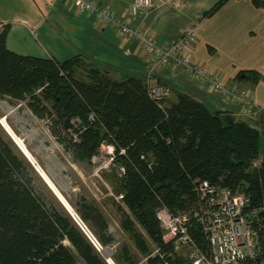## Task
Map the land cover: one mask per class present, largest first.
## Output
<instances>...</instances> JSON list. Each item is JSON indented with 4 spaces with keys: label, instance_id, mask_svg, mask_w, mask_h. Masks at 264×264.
Masks as SVG:
<instances>
[{
    "label": "trees",
    "instance_id": "obj_1",
    "mask_svg": "<svg viewBox=\"0 0 264 264\" xmlns=\"http://www.w3.org/2000/svg\"><path fill=\"white\" fill-rule=\"evenodd\" d=\"M227 1L221 0L207 15ZM250 1L264 8V0ZM10 29L0 23V95L29 99V107L41 118L48 113L59 125L51 133L79 158L91 161L105 142L114 148L115 170L121 173L117 193L163 255L151 257L149 246L133 233L148 255L147 264H192L174 253V243H165L157 213L162 208L173 215L198 209L195 190L200 181L239 189L253 208L264 209V124L256 128L230 113L212 111L186 92L176 91L175 103L170 96L158 101L151 96L152 87L163 86L170 95L171 90L161 81L152 85V74H124L119 79L81 54L65 61L17 54L7 46ZM256 73L241 75L248 79ZM77 214L103 246L109 244V223L96 204L85 201ZM124 216L129 230L131 218ZM190 233L206 249L197 220H192ZM259 234L264 246V225ZM80 261L108 264L71 215L41 187L32 165L0 136V264ZM244 264L264 262L260 258Z\"/></svg>",
    "mask_w": 264,
    "mask_h": 264
},
{
    "label": "crops",
    "instance_id": "obj_2",
    "mask_svg": "<svg viewBox=\"0 0 264 264\" xmlns=\"http://www.w3.org/2000/svg\"><path fill=\"white\" fill-rule=\"evenodd\" d=\"M95 1L111 8L117 17L129 18L134 0ZM220 1L173 0L144 10L131 27L137 33L148 31L153 36L158 47L153 52L145 51L138 37H125L115 27L62 1L0 0V23L10 25L7 46L17 54L58 61L81 54L119 79L124 74L145 77L151 72V84L165 83L171 90L172 103L177 101L176 91L186 92L212 111L230 113L259 128L264 124V8L250 0H228L207 15ZM192 27L196 28L197 39L187 53L204 76L158 65L162 50ZM34 36L43 43L36 44ZM24 39L29 43L25 44ZM249 71L257 73L244 79L241 74ZM207 76L217 78L238 94L246 92L253 106L213 93ZM4 120L18 137L8 123L9 117Z\"/></svg>",
    "mask_w": 264,
    "mask_h": 264
},
{
    "label": "built area",
    "instance_id": "obj_3",
    "mask_svg": "<svg viewBox=\"0 0 264 264\" xmlns=\"http://www.w3.org/2000/svg\"><path fill=\"white\" fill-rule=\"evenodd\" d=\"M55 1L76 7L83 14L93 15L100 23L115 27L125 37H138L143 49L153 52L158 48L153 36L148 31L135 32L131 27L132 22L144 10L170 4L173 0H134L129 18L117 17L111 8L95 0ZM196 39L195 27L184 30L178 40L162 50L158 65L184 68L204 76L187 53ZM207 83L213 93L246 102V92L238 94L237 90L226 88L215 77L207 76ZM150 93L158 101L170 96V91L159 85L152 87ZM74 138L77 140L76 136ZM195 191L200 199L198 209L177 215L166 208L158 211V219L166 235L164 240L174 243L178 254L188 258L192 264H244L247 260L260 258L264 262V246L259 234V228L264 225V209L253 208L249 197L239 189L222 188L208 181H200ZM192 220H197L203 230L206 249H201L190 233ZM98 246L102 247L100 243Z\"/></svg>",
    "mask_w": 264,
    "mask_h": 264
},
{
    "label": "rangeland",
    "instance_id": "obj_4",
    "mask_svg": "<svg viewBox=\"0 0 264 264\" xmlns=\"http://www.w3.org/2000/svg\"><path fill=\"white\" fill-rule=\"evenodd\" d=\"M32 39L36 44H38L37 41H40L39 38L36 39L35 36L32 37ZM24 42L25 44L29 43H27L25 39ZM40 42L43 43L42 41ZM10 47L12 46L10 45ZM29 103V99L26 101H17L13 98L0 95V136L7 141H11L15 151L21 155V157L28 161L21 152L22 150L28 158H33L32 160L37 162L38 169L44 178L47 179V181L49 179L55 185L60 192V194L56 192L57 195L61 200L62 197L65 198L76 214L79 206H82L85 201L96 204L102 212H104L109 223V233L106 236L107 239L109 238V244L103 246L99 241L98 235L95 234V232V235H93L92 232L89 231L105 250L104 253L106 255L109 254L107 257L102 252H99L106 262L108 260L111 264H117L120 260L123 264H129V259L127 261L126 256H124L127 254L131 262L135 264H147L148 255L141 251L136 243L133 234L135 232L140 234L144 242L149 246L152 251L151 257H156L157 255L163 256L152 242L148 233L135 219L131 211L128 210L125 203H123V196L117 193V178H121V173L115 170L114 148L110 146L109 143L105 142L101 146L98 155L94 156L91 161L79 158L72 149H66L63 141L59 140L57 136L51 133V128H56V126L59 125L51 121L50 115L48 113H43V118L37 116L29 107ZM243 104L249 107L253 106L248 97H246V102ZM45 106H47V104H45ZM5 117H9L8 123L13 126L16 135L23 142L18 137H16L18 142L15 140L17 144L13 141L5 129L9 127L6 120H4ZM20 142L23 146L20 145ZM18 146L20 149H23L20 150ZM35 172L39 177L41 187L45 189L47 193L49 192L63 206L40 174L36 170ZM126 213L129 215L132 222L129 230H127L123 223L124 214ZM262 217L264 218V214ZM85 226L87 227L86 224ZM131 230L133 231L131 232ZM165 236L164 234L163 240ZM165 243L167 242L165 241ZM66 244L69 245V243ZM183 252L185 253V251ZM174 253L180 256L175 247ZM169 254L172 255V253ZM184 258L188 260V258ZM80 264L84 263L80 261Z\"/></svg>",
    "mask_w": 264,
    "mask_h": 264
},
{
    "label": "water",
    "instance_id": "obj_5",
    "mask_svg": "<svg viewBox=\"0 0 264 264\" xmlns=\"http://www.w3.org/2000/svg\"><path fill=\"white\" fill-rule=\"evenodd\" d=\"M7 131V130H6ZM8 132V131H7ZM9 133V132H8ZM10 135V133H9ZM13 139V141L16 143V141L14 140L13 137H11ZM17 144V143H16ZM19 147V146H18ZM20 149V147H19ZM21 150V149H20ZM22 152V150H21ZM23 153V152H22ZM24 154V153H23ZM26 157V156H25ZM28 159V161L31 163V165L35 168V170L40 174V176L43 178V180L47 183V185L50 187V185L48 184V182L46 181V179L44 178V176L42 175V173L40 172V170L38 169V165L37 162L32 161L30 158L26 157ZM50 189L53 191L54 190L50 187ZM55 194V193H54ZM58 197V196H57ZM60 200V198H58ZM60 202L63 204V206L65 207V209L69 212V214L72 216V218L74 219V221L77 223V225L81 228V230L85 233V235L89 238V240L92 242V244L95 246V248L98 250V252H102V247H99V242L95 239V237L91 234V232L89 231V229L85 226V224L81 221V219L78 217V215L75 213V211L73 210V208L70 206V204L68 203L69 207H67L64 202L62 200H60ZM108 264H111L110 262H108Z\"/></svg>",
    "mask_w": 264,
    "mask_h": 264
},
{
    "label": "bare ground",
    "instance_id": "obj_6",
    "mask_svg": "<svg viewBox=\"0 0 264 264\" xmlns=\"http://www.w3.org/2000/svg\"><path fill=\"white\" fill-rule=\"evenodd\" d=\"M2 122V121H1ZM9 133H10V136L11 137H13L14 138V140H16V136L13 134V132L11 131V129H9V127H8V129L7 128H5ZM17 141V140H16ZM18 142V141H17ZM20 145L21 146H23L22 145V143L20 142ZM21 149H23V148H21ZM23 152V151H22ZM24 153V152H23ZM24 155L26 156V154L24 153ZM27 157V156H26ZM33 158H31V160H32ZM33 161V160H32ZM46 181H47V179H46ZM48 184L50 185V187L54 190V193H55V195L56 196H58L57 195V193H59L60 194V192L58 191V189L55 187V185L48 179ZM51 183V184H50ZM57 192V193H56ZM62 197V196H61ZM58 198H60L59 196H58ZM60 200H61V198H60ZM62 201L64 202V204L68 207L69 205H68V203H67V201H66V199L65 198H63L62 197ZM104 249L102 248V253L105 255V256H109V254L108 255H106L105 253H104Z\"/></svg>",
    "mask_w": 264,
    "mask_h": 264
}]
</instances>
